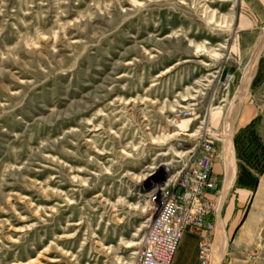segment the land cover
Returning a JSON list of instances; mask_svg holds the SVG:
<instances>
[{
    "label": "rangeland",
    "instance_id": "374dc122",
    "mask_svg": "<svg viewBox=\"0 0 264 264\" xmlns=\"http://www.w3.org/2000/svg\"><path fill=\"white\" fill-rule=\"evenodd\" d=\"M238 15L239 0H0V264L137 263L148 193L191 162L209 109L234 113L211 98ZM248 95L264 121V85ZM231 232L221 264H264V178Z\"/></svg>",
    "mask_w": 264,
    "mask_h": 264
},
{
    "label": "built area",
    "instance_id": "2783aa9c",
    "mask_svg": "<svg viewBox=\"0 0 264 264\" xmlns=\"http://www.w3.org/2000/svg\"><path fill=\"white\" fill-rule=\"evenodd\" d=\"M235 82L234 72L229 71L219 78L212 102L221 100L223 93ZM211 111L212 108L205 114L201 126L191 134L194 143L183 154H189L191 162L177 177L156 185L155 193H148L153 218L143 237L137 264H172L187 229H195L205 236L215 230L216 220L221 217L225 204V195L213 173L216 154L214 143L220 140L222 132L208 125ZM224 114H227V110ZM193 115L192 106L182 107L175 112L174 119H191ZM211 254V242L206 239L200 241L195 264H212Z\"/></svg>",
    "mask_w": 264,
    "mask_h": 264
},
{
    "label": "crops",
    "instance_id": "0c3cea01",
    "mask_svg": "<svg viewBox=\"0 0 264 264\" xmlns=\"http://www.w3.org/2000/svg\"><path fill=\"white\" fill-rule=\"evenodd\" d=\"M236 28V35L230 45L234 65L229 68L230 72L236 73V82L230 85L218 101L224 107L233 105L231 108L234 113L228 118V114H224L225 111L220 107L211 112L207 119L211 128L222 132L220 140L214 143L216 154L213 173L224 191L225 214L216 220L215 230L211 235L205 236L195 229H187L182 235L172 264H195L198 245L204 239L212 244L211 263L221 264L224 256L216 251L221 249L219 235L222 232L229 233L235 227L233 211L242 207L249 195L245 189H234L238 165L233 137L240 128L246 126L255 116H259V108H256L248 94L257 86L264 85V0H239ZM237 107L239 110H236ZM257 131L264 142V121L260 120ZM263 178L264 174L258 187Z\"/></svg>",
    "mask_w": 264,
    "mask_h": 264
},
{
    "label": "trees",
    "instance_id": "16d2710c",
    "mask_svg": "<svg viewBox=\"0 0 264 264\" xmlns=\"http://www.w3.org/2000/svg\"><path fill=\"white\" fill-rule=\"evenodd\" d=\"M260 116H255L246 126L240 128L233 137V147L238 165V173L234 189H245L249 195L240 208H235L233 218L237 220L233 232L229 234V241L244 222L258 187L260 178L264 174V142L258 134L257 128ZM225 214V209L222 215ZM239 218V219H238Z\"/></svg>",
    "mask_w": 264,
    "mask_h": 264
},
{
    "label": "bare ground",
    "instance_id": "6f19581e",
    "mask_svg": "<svg viewBox=\"0 0 264 264\" xmlns=\"http://www.w3.org/2000/svg\"><path fill=\"white\" fill-rule=\"evenodd\" d=\"M255 62V61H254ZM165 181H162L161 183L159 182V184L161 185V184H163ZM158 184V185H159ZM156 186H154V187H152V189L150 190L151 191V193H155V191L157 190V187L155 188ZM221 241V240H220ZM137 264V263H136Z\"/></svg>",
    "mask_w": 264,
    "mask_h": 264
}]
</instances>
